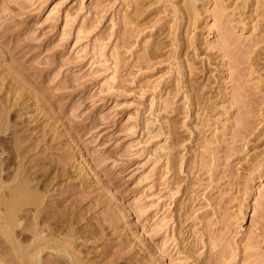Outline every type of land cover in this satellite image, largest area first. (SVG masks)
<instances>
[{"label": "rangeland", "instance_id": "374dc122", "mask_svg": "<svg viewBox=\"0 0 264 264\" xmlns=\"http://www.w3.org/2000/svg\"><path fill=\"white\" fill-rule=\"evenodd\" d=\"M0 116L82 263L264 264V0H0Z\"/></svg>", "mask_w": 264, "mask_h": 264}, {"label": "bare ground", "instance_id": "6f19581e", "mask_svg": "<svg viewBox=\"0 0 264 264\" xmlns=\"http://www.w3.org/2000/svg\"><path fill=\"white\" fill-rule=\"evenodd\" d=\"M8 122V118L0 116V247L2 251L6 250L9 255L4 253L8 255L7 257L10 256L12 264H40L42 255L46 251L60 254L58 258L60 264H85L81 262L78 254L70 249L74 247L73 239L77 234L73 217L54 202L51 193L48 194L54 187L49 188L44 178L52 168L46 166L43 172L41 169L32 171V168L27 166L25 159L28 147L23 146L24 138L17 139L15 143L17 148L15 147L13 154L6 148L3 140L8 134L3 126L8 125ZM13 157L17 158L14 169L9 166L11 161H15ZM263 176L264 172L261 179ZM8 181L9 183H6ZM248 199L249 197L245 204L250 203ZM246 216L247 213L243 212L242 218ZM70 239L73 241L71 242ZM2 255L0 252V262L6 258L3 257L5 254Z\"/></svg>", "mask_w": 264, "mask_h": 264}]
</instances>
